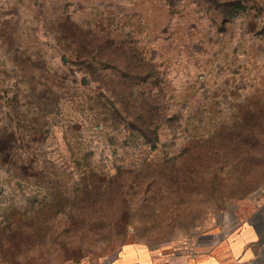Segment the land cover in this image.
Wrapping results in <instances>:
<instances>
[{
	"label": "rangeland",
	"instance_id": "rangeland-1",
	"mask_svg": "<svg viewBox=\"0 0 264 264\" xmlns=\"http://www.w3.org/2000/svg\"><path fill=\"white\" fill-rule=\"evenodd\" d=\"M219 1L0 0V264L196 255L264 208V0Z\"/></svg>",
	"mask_w": 264,
	"mask_h": 264
},
{
	"label": "crops",
	"instance_id": "crops-1",
	"mask_svg": "<svg viewBox=\"0 0 264 264\" xmlns=\"http://www.w3.org/2000/svg\"><path fill=\"white\" fill-rule=\"evenodd\" d=\"M222 234L214 249L196 255H174L146 244H127L109 264H264V208Z\"/></svg>",
	"mask_w": 264,
	"mask_h": 264
},
{
	"label": "trees",
	"instance_id": "trees-1",
	"mask_svg": "<svg viewBox=\"0 0 264 264\" xmlns=\"http://www.w3.org/2000/svg\"><path fill=\"white\" fill-rule=\"evenodd\" d=\"M214 1H217L218 5H221L219 0H214ZM226 1L227 2L223 4V7L226 9L223 12L222 21L227 23V21H229L230 17L232 16L233 13L232 8L234 7L233 1L235 0H226ZM152 115L153 114L151 111H147L145 116H143L142 123L148 125V123L152 121ZM40 136L44 139V135H40ZM38 142H40V140L34 138L29 142V144L25 146L27 150L33 149V146L37 145ZM19 148L20 146L14 140V133H7V131L0 130V173L4 172L8 174V176L12 178V180L15 177L12 176L11 169L15 168L17 164L15 160L16 158L15 156ZM24 177H27V175L26 174L23 175V178Z\"/></svg>",
	"mask_w": 264,
	"mask_h": 264
}]
</instances>
